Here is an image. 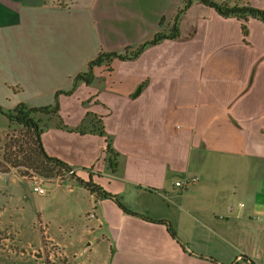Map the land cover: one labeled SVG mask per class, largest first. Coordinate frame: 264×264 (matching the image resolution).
I'll use <instances>...</instances> for the list:
<instances>
[{
  "label": "crops",
  "instance_id": "0c3cea01",
  "mask_svg": "<svg viewBox=\"0 0 264 264\" xmlns=\"http://www.w3.org/2000/svg\"><path fill=\"white\" fill-rule=\"evenodd\" d=\"M184 1L0 0L2 109L52 106L60 91L64 124L101 116L119 153L116 171L108 168L105 137L55 121L42 135L46 153L129 209L168 220L181 241L165 225L89 193L96 222L88 232L101 231L102 264H264L262 20L194 2L179 16L178 37L135 60L96 66L90 85L74 79L102 51L169 35ZM248 1L264 10V0ZM191 178L189 188L176 186Z\"/></svg>",
  "mask_w": 264,
  "mask_h": 264
},
{
  "label": "rangeland",
  "instance_id": "374dc122",
  "mask_svg": "<svg viewBox=\"0 0 264 264\" xmlns=\"http://www.w3.org/2000/svg\"><path fill=\"white\" fill-rule=\"evenodd\" d=\"M10 143H29L38 159L30 132L6 126L0 115V170L5 169L2 154ZM3 174L7 177L0 179V264H102L106 243L99 229L89 233L96 220L86 188L72 177L45 178L37 165L12 167ZM34 177L44 178L45 194L33 191ZM90 242L98 244L97 252H90Z\"/></svg>",
  "mask_w": 264,
  "mask_h": 264
},
{
  "label": "trees",
  "instance_id": "16d2710c",
  "mask_svg": "<svg viewBox=\"0 0 264 264\" xmlns=\"http://www.w3.org/2000/svg\"><path fill=\"white\" fill-rule=\"evenodd\" d=\"M194 2H199L210 6L223 16H234L242 19L252 17L264 22V10L253 7L248 0H241V4H236L234 6H231L227 3L218 4L214 0H185L182 9H180L179 11V15L175 19L174 30L169 35H157L151 41L143 43L135 49L128 47L123 52L102 51L89 62L87 70L80 72L75 76V81L77 83H85L87 85H90L96 79V76L94 74V68L96 66L105 64L110 67L114 59L135 60L141 55L146 47L158 44L166 38L178 37L179 16L180 14L184 13ZM243 30L246 33V25H243ZM60 93V91L57 92L56 102L52 106L36 107L30 106L26 103H20L15 108L8 110L7 112L4 111L0 106V115L5 118L6 126H19L30 132V136L35 143L34 151H36L38 157V159L33 158V148L29 146V143L27 144L28 147H24L23 145H19L18 143H10V145L5 146V150L2 154L5 163L2 166L5 167V169L0 170V174L7 173L8 169L10 170L12 167H21L25 164H30L35 166L37 165V167L41 168V170L45 172V176H43L45 178H48V176L58 178L60 177V181L64 180L67 177L75 178L81 186H83L91 194H93L95 199H110L125 214L139 217L154 223L163 224L166 226L167 231L169 232L171 237L176 241L181 242L175 232V229L168 220H154L146 215L129 209L122 202L120 197L104 190L98 184L93 182L92 179L85 181L77 177L75 171L74 173L68 175V172L73 170V168H71V166H69V164H67L63 160L51 157L46 153L42 142V135L47 129H49L53 121H55L60 128L68 131H77L82 134L86 132L97 133L100 136L105 137L107 141L105 153L108 168L116 171L119 166V153L114 149L113 140L106 131L103 118L89 112L85 115L79 126L75 128L69 127L68 125L64 124V121L59 114L60 104L58 97ZM248 264L255 263L249 260Z\"/></svg>",
  "mask_w": 264,
  "mask_h": 264
},
{
  "label": "built area",
  "instance_id": "2783aa9c",
  "mask_svg": "<svg viewBox=\"0 0 264 264\" xmlns=\"http://www.w3.org/2000/svg\"><path fill=\"white\" fill-rule=\"evenodd\" d=\"M72 173H74V170H71L70 172H68V175H70ZM195 180H196L195 178L180 180V181L176 182V186L179 188H182V189H186V188L190 187L195 182ZM43 181H44V178L34 177V179H33V191H35L38 194H45L46 190L42 186ZM92 216H94V214Z\"/></svg>",
  "mask_w": 264,
  "mask_h": 264
},
{
  "label": "water",
  "instance_id": "95a60500",
  "mask_svg": "<svg viewBox=\"0 0 264 264\" xmlns=\"http://www.w3.org/2000/svg\"><path fill=\"white\" fill-rule=\"evenodd\" d=\"M229 1H231V0H229Z\"/></svg>",
  "mask_w": 264,
  "mask_h": 264
}]
</instances>
